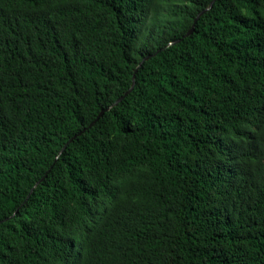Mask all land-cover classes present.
I'll use <instances>...</instances> for the list:
<instances>
[{
    "label": "trees",
    "instance_id": "16d2710c",
    "mask_svg": "<svg viewBox=\"0 0 264 264\" xmlns=\"http://www.w3.org/2000/svg\"><path fill=\"white\" fill-rule=\"evenodd\" d=\"M211 1L0 0V264H264V0Z\"/></svg>",
    "mask_w": 264,
    "mask_h": 264
},
{
    "label": "water",
    "instance_id": "95a60500",
    "mask_svg": "<svg viewBox=\"0 0 264 264\" xmlns=\"http://www.w3.org/2000/svg\"><path fill=\"white\" fill-rule=\"evenodd\" d=\"M216 0H212L210 5L205 9L203 10L198 16L197 18L195 19L194 21V24L192 26V28L189 30V32L184 36V38L186 37H189L191 36L193 33H194V30H195V27H196V24L199 20V18L204 15L205 13L209 12L214 3H215ZM182 40V39H181ZM181 40H177V41H174V42H171L169 45H174V44H177L179 43ZM159 53V52H157ZM155 55V54H154ZM154 55H150V56H147L145 57L142 62L140 63V65L138 66L137 70L135 71V75L136 73L138 72V70L142 67V65L144 64V62L148 61L151 57H153ZM135 87V81L133 82L131 88L122 96L120 97L114 104H112L111 106H109L106 110L102 111L99 116L88 126V128H85L84 130H81L80 132L76 133L73 137H71L69 139V141L65 144V146L62 148V150L60 151L59 155L62 154V152L66 149V147L68 146L69 143H71L72 141H74L77 137H80L81 135H83L85 132H87L88 130L92 129L100 120L101 118L104 116V114L107 112V111H110L111 109H113L114 107H117L121 102H123L125 100V98L127 96H129V94H131V92L133 91ZM49 171L46 173L45 176H43L34 186V188L42 181L45 179V177L48 175ZM33 188V189H34ZM32 189V190H33Z\"/></svg>",
    "mask_w": 264,
    "mask_h": 264
}]
</instances>
